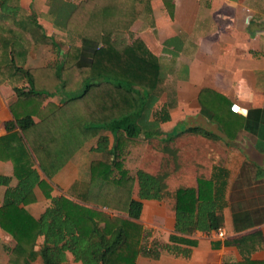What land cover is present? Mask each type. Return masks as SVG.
I'll return each instance as SVG.
<instances>
[{
    "label": "trees",
    "instance_id": "16d2710c",
    "mask_svg": "<svg viewBox=\"0 0 264 264\" xmlns=\"http://www.w3.org/2000/svg\"><path fill=\"white\" fill-rule=\"evenodd\" d=\"M52 1L50 22L73 37L68 51L58 53L55 61L25 68L20 60L29 55L24 40L14 35L9 49L0 37V59L6 58L1 71L29 81V87L15 89L14 121L8 125L9 130L20 129L28 148L16 138L0 139V160L13 166L12 176L0 175V186L6 187L0 228L15 242L3 245L8 264H34L39 259L43 264H136L140 255L157 259L159 244L142 245L145 230L139 221L144 201L161 200L162 181L142 170L132 173L124 162L131 144L163 135L162 124L170 121L168 105L160 103L159 59L142 39L126 38L136 21L152 24V0ZM29 16L34 33L43 29L36 15ZM33 41L40 43L35 36ZM47 43L60 50L53 36ZM57 96L60 104L47 102ZM200 101L210 120L226 132L230 117ZM182 133L168 135L166 141ZM94 140L87 176L76 179L66 194L52 197L54 177ZM228 176L226 169L215 167L211 180L177 192L170 237L177 246L166 245V250L178 253L181 243L196 245L183 237L193 231L220 229ZM37 189L51 201L39 218L27 208L37 201ZM262 242L257 235L235 240L243 258L235 264H264L251 259ZM183 254L188 257L190 250Z\"/></svg>",
    "mask_w": 264,
    "mask_h": 264
},
{
    "label": "crops",
    "instance_id": "0c3cea01",
    "mask_svg": "<svg viewBox=\"0 0 264 264\" xmlns=\"http://www.w3.org/2000/svg\"><path fill=\"white\" fill-rule=\"evenodd\" d=\"M52 2L0 0V37L8 41L9 49L15 36L24 40L29 55L20 60L25 68L46 66L62 52L61 47L58 50L47 43L50 35L57 43L64 35L50 22ZM151 5L152 24L136 21V38L159 59L163 74L160 103L168 105L170 121L162 124L163 135L153 138L160 141L149 147L151 163L141 169L163 184L161 200L144 201L139 221L145 230L142 245L159 244L160 254L157 259L140 255L136 264L239 263L243 258L233 242L248 235L260 236L263 241L251 259L264 261V0H152ZM31 14L41 23L49 22L51 31L44 23L43 29L34 33L28 22ZM33 36L40 43L34 45ZM3 61L0 59V139L16 138L25 145L20 129L9 130L8 125L14 121L11 107L17 102L15 89L29 87V81L25 76L10 78L8 72H2L6 58ZM200 99L220 116L230 117L226 132L210 120V112ZM56 100L59 103L60 97ZM232 104H239L247 114H232ZM183 119L191 123L178 130ZM178 132L183 133L159 149L168 135ZM78 159L54 177L52 197L66 194L80 178ZM215 167L229 173L227 205L219 214L224 237L217 231H193L183 237L196 245L181 243L178 253L166 250V245L177 246L170 241L175 231L177 192L198 188L200 180H211ZM12 174V163L0 160V175ZM5 190L0 186V204ZM36 196L37 201L27 208L39 218L51 201L39 189ZM185 250H190L188 257Z\"/></svg>",
    "mask_w": 264,
    "mask_h": 264
},
{
    "label": "rangeland",
    "instance_id": "374dc122",
    "mask_svg": "<svg viewBox=\"0 0 264 264\" xmlns=\"http://www.w3.org/2000/svg\"><path fill=\"white\" fill-rule=\"evenodd\" d=\"M81 1L82 0H74V3H78ZM50 21H52V20H50ZM43 23H45L47 25L48 31L50 32L51 31V28H50L51 25L49 24V22H43ZM135 24L131 28V33L126 37L128 42L133 41V39H136V37H137ZM71 37L72 36H69V34L66 32H64L63 36L59 37V44L61 45V48H62V52H60V54L66 53L68 51L69 46L73 43L71 41ZM72 39H73V37H72ZM76 44H79V42H77ZM50 49H51V47H50ZM58 98L59 97L50 98L47 100V102H54L56 104H60V102L58 103V101L56 100ZM190 123L191 122H188L187 120L183 119L178 124L177 128H178V130H184L188 125H190ZM194 124L195 123H192L191 125H194ZM198 125H200V124H198ZM159 141H160V139H157V138L151 139V140H142L141 139V140L137 141L136 143L131 144L129 149L126 151V155L124 156V162H125L126 168H128L132 173H135L137 170L143 169L145 164H150L151 163L150 160L152 158V155H150V153L152 152V149L150 152L149 147L150 146H157L156 144H158ZM168 144H169L168 142H166V143L162 142L161 145H159V147H160L159 149H163L164 148L163 146H166ZM93 146H95V140L87 143L84 146L81 154L79 156H77V157H79L77 162L81 166L80 178L87 176L89 162H90L91 158L94 157V155L90 151L91 147H93ZM34 163H35L36 167H38V162H37L35 156H34ZM137 192H138V185L136 183V185L134 186V197H137ZM37 211H38L37 209L34 210L35 215L38 214ZM150 233L151 232L148 231L147 235ZM148 236H150V235H148ZM14 244H15V242H14L13 238L10 237L9 235H7L5 232H3L0 228V264H8V255H7L6 251L3 249V245L8 246V247H12ZM34 264H42V263L39 260H37Z\"/></svg>",
    "mask_w": 264,
    "mask_h": 264
},
{
    "label": "built area",
    "instance_id": "2783aa9c",
    "mask_svg": "<svg viewBox=\"0 0 264 264\" xmlns=\"http://www.w3.org/2000/svg\"><path fill=\"white\" fill-rule=\"evenodd\" d=\"M231 111L235 114H242V115H245L247 114V110L242 108L239 104H232L231 106ZM217 234L220 238H223L224 237V233L221 229H219L217 231Z\"/></svg>",
    "mask_w": 264,
    "mask_h": 264
}]
</instances>
